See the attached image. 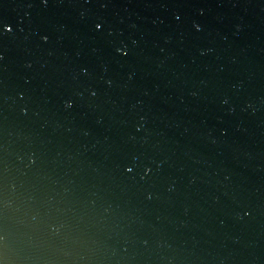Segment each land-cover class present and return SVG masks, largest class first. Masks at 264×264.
I'll return each mask as SVG.
<instances>
[{"label":"water","instance_id":"95a60500","mask_svg":"<svg viewBox=\"0 0 264 264\" xmlns=\"http://www.w3.org/2000/svg\"><path fill=\"white\" fill-rule=\"evenodd\" d=\"M0 264H264V0H0Z\"/></svg>","mask_w":264,"mask_h":264}]
</instances>
